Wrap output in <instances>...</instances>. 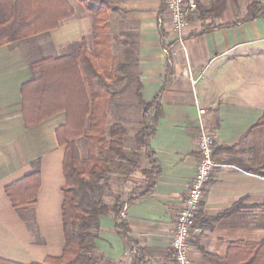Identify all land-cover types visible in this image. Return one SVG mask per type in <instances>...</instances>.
Returning <instances> with one entry per match:
<instances>
[{
    "label": "crops",
    "instance_id": "crops-1",
    "mask_svg": "<svg viewBox=\"0 0 264 264\" xmlns=\"http://www.w3.org/2000/svg\"><path fill=\"white\" fill-rule=\"evenodd\" d=\"M71 1L74 14L56 28L0 44V257L22 264L60 256L66 243L65 147L56 137L66 112L26 127L21 87L32 76L30 61L58 55L82 38L91 47L94 16ZM251 1L224 0L219 13L205 17L199 8L177 33L166 0H119L120 9L110 10L112 51L121 64L113 88L116 81L128 82L116 89L108 111L122 117L125 150L132 141L139 159L128 155L132 161L120 162L125 171L110 172L115 197L106 201L103 192V198L109 205L119 198L127 232L118 228L113 211L101 215L95 248L86 257L94 258L93 264H175L170 242L198 165L203 130L214 137L217 165L196 216L201 230L189 240L193 264H211L202 249L224 256L234 241L264 239V211L258 207L264 202V176L242 166L264 162V125H257L264 116V16L242 20ZM197 2L210 8L218 0ZM132 75L137 85L125 92ZM138 87L146 102L159 97L162 112L149 141L151 158L137 144L143 112ZM126 95L134 97L127 101ZM133 108L136 116L127 120ZM152 159L158 163L155 172ZM36 161L37 200L16 208L5 188L33 171ZM240 200L244 208L221 215Z\"/></svg>",
    "mask_w": 264,
    "mask_h": 264
},
{
    "label": "trees",
    "instance_id": "trees-1",
    "mask_svg": "<svg viewBox=\"0 0 264 264\" xmlns=\"http://www.w3.org/2000/svg\"><path fill=\"white\" fill-rule=\"evenodd\" d=\"M94 16L93 42L87 39L68 43L55 56L30 61L31 78L21 87L22 114L26 127H32L60 111L66 112V123L56 130L57 141L65 147L63 168L65 185L62 217L65 247L60 256L48 257L43 263L32 264H93L86 258L95 248L96 229L100 216L114 212L118 228L123 234L127 225L121 219V204L109 205L103 198L111 170V158L132 161L126 150V127L121 122H111L108 104L115 94L112 82L119 77L121 66L112 51L109 13L120 9L119 0H77ZM225 3L218 0L207 8L198 5L205 17L219 13ZM243 21L264 16V2L253 0L248 4ZM71 0H0V44L22 40L49 31L74 14ZM206 31V28L202 32ZM138 87L137 98L143 107L142 127L137 132V144L144 147L150 158L149 141L161 115L159 97L146 102ZM257 125H264V116ZM80 138L85 139L86 155L82 154ZM155 172L158 163L152 159ZM242 166L264 176V162ZM41 185L39 162L36 168L22 179L6 186L5 192L16 208L35 203ZM264 211V202L258 205ZM244 208L243 200L223 212L232 215ZM210 220L214 217H208ZM197 225V221H196ZM211 264H264V239L259 241H234L226 255L219 256L202 249ZM139 263V261H138ZM137 263V264H138ZM0 264H22L0 257Z\"/></svg>",
    "mask_w": 264,
    "mask_h": 264
},
{
    "label": "built area",
    "instance_id": "built-area-1",
    "mask_svg": "<svg viewBox=\"0 0 264 264\" xmlns=\"http://www.w3.org/2000/svg\"><path fill=\"white\" fill-rule=\"evenodd\" d=\"M166 9L170 15V24L177 32H181L198 8L197 0H166ZM197 83V79L193 80ZM204 113V110H201ZM199 161L187 191L183 206L178 212L175 229L171 238V249L175 264H193L189 240L193 232L200 231L196 225V216L200 208L205 189L216 167L215 140L211 133L203 130L198 142Z\"/></svg>",
    "mask_w": 264,
    "mask_h": 264
},
{
    "label": "rangeland",
    "instance_id": "rangeland-1",
    "mask_svg": "<svg viewBox=\"0 0 264 264\" xmlns=\"http://www.w3.org/2000/svg\"><path fill=\"white\" fill-rule=\"evenodd\" d=\"M243 1V0H242ZM246 1V2H245ZM248 2V0H244V2H243V5H244V3L246 4ZM223 18H226V17H224V15H223ZM128 81L127 80H125V79H122V80H119V81H116L115 82V84H114V86H115V91H116V89L118 90L120 87H122L123 86V84L124 83H127ZM137 85V81H136V79L133 77V75H132V81L130 82V83H128V84H126V86H125V92H126V90L128 89H130V88H132V86H136ZM127 96V101H130V99H132L134 96H129V95H126ZM112 109H114V108H112ZM111 116H110V120H111V122L113 121H115V122H121L120 120H121V118L122 117H118L117 115H116V113L114 112V111H112V112H110L109 113ZM134 115L136 116V112H135V109L133 108V112H129V114L127 115V120H131L133 117H134ZM120 118V119H119ZM142 119V115H141V113H140V115H139V120H141ZM122 123V122H121ZM141 124H142V120H141ZM125 126V125H124ZM83 143L82 144H80L81 145V149H83L82 150V154L83 155H86V144H85V142H84V140L82 141ZM126 147H127V149H126V151H127V154L129 155V156H131V157H133L134 159H137L138 157H137V154H138V152H136V149H137V145L135 144V143H133L132 141L131 142H129V143H127V145H126ZM139 159V158H138ZM111 170H110V172L111 173H114V175H116V171H118L120 168H121V166H120V164L121 163H124V162H122V161H119L117 158H114V157H112L111 159ZM121 162V163H120ZM125 166H123V168H124ZM123 168H121L123 171H125V169H123ZM121 170V171H122ZM110 172H109V175H111L110 176V178H111V182H110V180H109V182H107V185L105 186V191H104V193H105V200L106 201H111L114 197H115V193H114V185L116 184V182L114 181V175L113 174H110ZM113 201V200H112Z\"/></svg>",
    "mask_w": 264,
    "mask_h": 264
}]
</instances>
